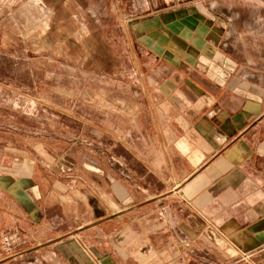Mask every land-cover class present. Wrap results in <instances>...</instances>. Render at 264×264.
<instances>
[{"label":"crops","instance_id":"1","mask_svg":"<svg viewBox=\"0 0 264 264\" xmlns=\"http://www.w3.org/2000/svg\"><path fill=\"white\" fill-rule=\"evenodd\" d=\"M217 12L138 24L110 166H4L0 264H264V54L211 41Z\"/></svg>","mask_w":264,"mask_h":264},{"label":"rangeland","instance_id":"2","mask_svg":"<svg viewBox=\"0 0 264 264\" xmlns=\"http://www.w3.org/2000/svg\"><path fill=\"white\" fill-rule=\"evenodd\" d=\"M200 3L221 11L211 41L264 54V0H0V173L33 150L55 174L68 163L110 166V131H125L127 75L143 42L138 24L190 21Z\"/></svg>","mask_w":264,"mask_h":264},{"label":"built area","instance_id":"3","mask_svg":"<svg viewBox=\"0 0 264 264\" xmlns=\"http://www.w3.org/2000/svg\"><path fill=\"white\" fill-rule=\"evenodd\" d=\"M15 240H16V234L9 233V232L1 234L0 235V246H2V248H4L5 250L9 252Z\"/></svg>","mask_w":264,"mask_h":264}]
</instances>
